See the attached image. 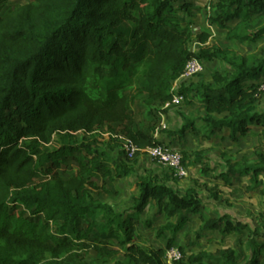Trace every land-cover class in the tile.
<instances>
[{
  "label": "trees",
  "instance_id": "16d2710c",
  "mask_svg": "<svg viewBox=\"0 0 264 264\" xmlns=\"http://www.w3.org/2000/svg\"><path fill=\"white\" fill-rule=\"evenodd\" d=\"M9 1L0 0V264H164L165 250L142 247L135 234L137 218L151 202L155 217L166 221L157 229L158 238L169 234L166 250L193 216L201 220L197 236L210 231L237 237L234 248L217 255L200 252L185 259L180 249L187 264H264L261 230L227 215L206 216L194 189L180 194L141 177L132 214H117L91 192L118 191L96 186L93 178L110 184L127 178L130 162L122 152L117 161L101 152L96 141L76 142L77 135L98 129L117 133L137 147L135 158L161 145L154 137L156 109L171 101L172 85L192 58L222 65L210 83L180 88L184 103L198 99L209 135L227 129L236 142L255 125L264 138V111L256 113L264 46L236 55L210 45L205 31L197 36L203 47L193 53L191 24L182 26L185 16L171 0H29L14 6ZM208 7L209 21L225 32L227 43L264 40V0H211ZM194 9L199 7L188 2L179 7L187 15ZM139 99L152 118L148 130L135 128L130 118ZM184 121L168 135L194 130V121ZM63 164L76 165L75 173L59 172ZM243 177L256 188L259 177L264 179V157L255 164L228 162L217 179L228 184ZM144 224L152 227L149 220Z\"/></svg>",
  "mask_w": 264,
  "mask_h": 264
},
{
  "label": "rangeland",
  "instance_id": "374dc122",
  "mask_svg": "<svg viewBox=\"0 0 264 264\" xmlns=\"http://www.w3.org/2000/svg\"><path fill=\"white\" fill-rule=\"evenodd\" d=\"M171 1L172 5L178 9V15L185 16L186 20L182 26L184 27L187 22L191 24L193 37L188 44L191 51H197L203 47L202 44L198 42L197 36L199 33L205 31L210 33V38L208 40L210 45L213 44L223 49L229 48L233 50L236 55H247L264 46V40L253 45L229 44L225 41V32L209 21L212 11L208 10V4L203 8L199 7V9H194L190 15H187L184 10H179L182 1L185 2V0ZM210 1L211 0H208V3H210ZM27 2H29V0H10L8 4L9 6H14L23 5ZM221 69L222 65L220 63H207L201 74L194 77L183 86L189 88L199 82L206 84L210 83L211 74ZM156 110L158 111V115L155 119L157 122L154 137L156 139L158 138V141L165 142L171 147L178 145L179 149H181L183 140L181 137L174 135L175 138L170 143L169 139L166 140V135H168V133H176L184 125L185 119L195 122L194 130L188 131V134H192L190 138L193 140V149L190 148L189 151L180 152L182 157L184 154L186 155L185 161L182 164L185 169V176L182 178L174 177L173 172L167 167H163L157 164L156 161L151 160L147 153H141L135 160L129 163L132 168L129 177L115 180L112 184L107 183V180L103 177L93 178L96 186H105V189L114 188L118 191L117 195L110 196L103 191H92V197L111 206L117 214L128 216L132 214L133 198L138 194L136 183L141 177H152L157 184H166L180 194H184L186 189L191 187L196 191L198 197L205 206L212 208L217 214L229 216L231 222L240 221L241 223H246L250 226L249 228L253 230L259 228V230H261V236H259L257 240L263 243V177H259L258 186L254 189L249 187V177H243L239 181L230 179L228 184L224 183L221 179H217V176L226 171V163L228 162L235 163L242 159H246L249 163L255 164L258 162V156L264 157V138L259 134L262 130L261 127L255 125L249 126L251 131L250 134L241 137L236 142H232L229 138V132L226 129H223L216 136L209 135L203 121L206 114L201 109L199 101L196 98L192 99L189 103H183L177 107H171L169 109L159 107ZM262 111H264V91L256 106L257 114L262 113ZM214 117L216 119L222 118L221 116ZM130 118L135 128L148 130L152 124V118L142 99L137 100L133 105ZM100 134L101 129H98L92 134L81 133L76 136V142L81 144L87 141H96L98 144L97 147L101 152L109 154V156L116 161L120 160V148L118 146L116 147L113 141H109ZM62 170L65 171L66 175L75 173L76 165L70 164V166L67 167L63 164L59 172ZM214 195L216 197H214ZM156 212L157 210L151 202L148 210L137 218V225H134L135 234L139 236L140 239L137 242L140 243L142 247H162L166 252V238L169 237V234L166 233L161 238L157 237V229L164 225L166 221L163 217H155ZM145 220H149L152 223L151 228L145 226ZM198 229L196 223L192 221L189 226L178 234L180 237L182 236V239L178 240L177 238V247L181 248L185 246L186 249L188 248L189 251L187 252H185L184 249L182 250L186 256H188L190 252V255H196L202 251L217 255L224 247L232 248L237 244V237L235 235H221L222 237L219 238L216 233L211 234L205 232L197 236ZM247 235L248 233L245 232L244 240H246ZM216 237L217 241H215ZM184 240L193 241L192 245L196 246V249L187 246L186 243H183ZM113 246L119 250L121 249L116 243H113ZM88 260L91 259L89 258Z\"/></svg>",
  "mask_w": 264,
  "mask_h": 264
},
{
  "label": "built area",
  "instance_id": "2783aa9c",
  "mask_svg": "<svg viewBox=\"0 0 264 264\" xmlns=\"http://www.w3.org/2000/svg\"><path fill=\"white\" fill-rule=\"evenodd\" d=\"M209 10V7H208ZM195 53L196 51H192ZM205 68V64L195 58L190 59L181 76L177 79L171 88V101L163 106L164 109H169L171 107H177L184 103V97L180 93V88L192 80L194 77L198 76L203 72ZM264 84L260 85V91H264ZM109 141H116L119 144L120 152L123 154V158L127 162H131L134 160L138 149L133 144V142L124 136L117 133H103L101 134ZM157 136V135H156ZM141 153H147L151 160L157 162V164L162 165L163 167H167L169 170L173 172V176L176 178H182L185 176V169L181 163L182 156L179 151L175 149H171L169 146L165 144L157 145L153 148L146 149L144 151H140ZM140 153V154H141ZM164 264H187V262L183 261V256L181 253L175 249H168L163 257Z\"/></svg>",
  "mask_w": 264,
  "mask_h": 264
},
{
  "label": "crops",
  "instance_id": "0c3cea01",
  "mask_svg": "<svg viewBox=\"0 0 264 264\" xmlns=\"http://www.w3.org/2000/svg\"><path fill=\"white\" fill-rule=\"evenodd\" d=\"M179 2V1H178ZM182 2H184V1H182ZM185 2H188V3H190V4H192V6H193V8H195V7H201V8H203L205 5H207L208 4V0H185ZM262 129V128H261ZM227 130V129H226ZM228 132H229V130H227ZM220 133V132H219ZM219 133H216L215 134V136L217 135V134H219ZM261 133V132H260ZM259 133V134H260ZM191 135L192 134H188V132L186 133V134H184V136L183 137H181L182 138V140H183V143L181 144V146H182V148L181 149H179V146L178 145H175V146H173V147H171V146H169L167 143H163V142H161L162 144H165V145H167V146H169L171 149H175V150H177V151H179V152H181V151H189L190 150V148H192L193 147V140L190 138L191 137ZM214 136V135H213ZM166 140H170V143L172 142V140L175 138L174 136H171V137H169L168 135H166ZM157 140H158V138H157ZM208 143H210V142H208ZM193 149V148H192ZM223 173V172H222ZM249 187H250V185H249ZM188 189H193V188H187L186 189V191L188 190ZM246 190H247V188H246ZM185 191V192H186ZM202 201V200H201ZM203 203V202H202ZM203 213L206 215V216H214V217H216V218H219V217H222V216H225L224 214L222 215V214H217L216 212H214L213 211V209L212 208H208L207 206H205V204L203 203ZM190 220L191 221H189V223L185 226V228L187 227V226H189V224L192 222V221H194L195 223H196V225L198 226V228L201 226V220H200V217L199 216H193V217H191L190 218ZM232 222H235V221H232ZM238 222H240V221H238ZM241 223V222H240ZM243 224H245V225H248V224H246V223H243ZM248 227H250L249 225H248ZM184 228V229H185ZM183 229V230H184ZM251 229V228H250ZM206 232H208V233H211V234H214V233H216V235H218V237L220 238V237H222L221 236V234L220 233H218V232H210V231H206ZM181 233V232H180ZM205 233V232H204ZM213 237V236H212ZM177 238H178V240L179 239H182V236L180 237L179 235H177ZM177 238H176V240H175V243L173 244V246L171 247V248H175V249H177L180 253H181V251H180V249L182 248V250L184 249L185 250V252H187V251H189L188 250V248L186 249L185 248V246H182L181 248H179V247H177L178 246V241H177ZM206 239H208V238H206ZM216 240L215 241H217V237L215 238ZM193 241H189V240H184L183 241V243H186L187 244V246H191V248H195L196 249V246H193L192 243ZM226 242V241H225ZM259 243H262V242H259ZM264 243V242H263ZM235 246V245H234ZM234 246L232 247V248H234ZM159 248H161V249H163L162 247H159ZM158 249V248H157ZM226 249H228V247H224L223 248V250H226ZM202 252H205V251H202ZM191 254V252L189 253V255L188 256H186L187 258L189 257V256H191L190 255ZM186 259V258H185Z\"/></svg>",
  "mask_w": 264,
  "mask_h": 264
}]
</instances>
